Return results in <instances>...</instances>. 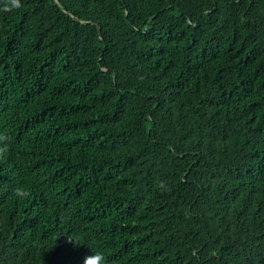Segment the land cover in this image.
I'll return each instance as SVG.
<instances>
[{
    "label": "trees",
    "instance_id": "1",
    "mask_svg": "<svg viewBox=\"0 0 264 264\" xmlns=\"http://www.w3.org/2000/svg\"><path fill=\"white\" fill-rule=\"evenodd\" d=\"M20 5L0 0V264H264V0Z\"/></svg>",
    "mask_w": 264,
    "mask_h": 264
},
{
    "label": "clouds",
    "instance_id": "2",
    "mask_svg": "<svg viewBox=\"0 0 264 264\" xmlns=\"http://www.w3.org/2000/svg\"><path fill=\"white\" fill-rule=\"evenodd\" d=\"M13 5L15 7H20V0H13ZM0 139H6V137H0ZM15 194L20 198H27L30 195V193L22 187L17 188ZM84 264H106V261L103 253L94 252L92 255L85 258Z\"/></svg>",
    "mask_w": 264,
    "mask_h": 264
}]
</instances>
